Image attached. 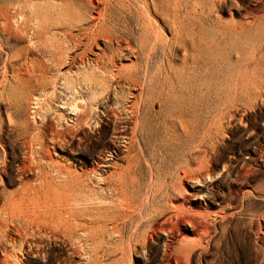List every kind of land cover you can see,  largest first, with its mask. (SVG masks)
Segmentation results:
<instances>
[{
	"label": "rangeland",
	"instance_id": "obj_1",
	"mask_svg": "<svg viewBox=\"0 0 264 264\" xmlns=\"http://www.w3.org/2000/svg\"><path fill=\"white\" fill-rule=\"evenodd\" d=\"M69 1L0 0V264H264V0Z\"/></svg>",
	"mask_w": 264,
	"mask_h": 264
},
{
	"label": "bare ground",
	"instance_id": "obj_2",
	"mask_svg": "<svg viewBox=\"0 0 264 264\" xmlns=\"http://www.w3.org/2000/svg\"><path fill=\"white\" fill-rule=\"evenodd\" d=\"M22 1V3H21V5H23V6H27V4H38V3H41V2H48V1H57L56 3H60V4H63V6H64V3H68V2H70L69 0H21ZM83 1H86L87 3H89L91 6L93 5V3H96V0H83ZM115 1V0H114ZM77 2V1H76ZM80 2H81V0H80ZM80 2H78L77 3V6H79V8L77 9V12H75L74 13V16H76L77 18H79V19H81V21H84L85 20V16H83V13H82V11H81V9H80V7H81V5L82 4H80ZM105 1H103V3H104ZM19 3V2H18ZM71 3V2H70ZM73 3V2H72ZM83 3V2H82ZM101 3H102V1H101ZM42 4V3H41ZM40 4V5H41ZM73 4H75V3H73ZM84 4V3H83ZM98 4H99V2H98ZM106 4V3H105ZM46 5V4H45ZM67 5V4H66ZM88 5V4H87ZM86 5V6H87ZM136 5V4H135ZM38 6V5H37ZM43 6H44V4H43ZM49 6V5H48ZM58 6V5H57ZM102 6V5H101ZM14 7V6H13ZM17 7V6H16ZM19 8H18V10H15V13L16 14H19V15H21L22 14V16H23V24L25 25L27 22H28V17L24 14V13H22V11H21V9H20V6H18ZM31 8H32V6H30ZM50 7V6H49ZM62 6H60V8H61ZM70 7V6H69ZM83 7V6H82ZM103 7V6H102ZM7 8H8V6H7ZM11 8V7H10ZM29 8V7H28ZM33 8H34V6H33ZM38 8V7H37ZM40 8V7H39ZM52 8H53V5H52ZM51 8V9H52ZM56 8V7H55ZM58 8H59V6H58ZM71 8V7H70ZM69 8V9H70ZM74 8V7H73ZM86 8V7H85ZM84 8V9H85ZM2 9V8H1ZM25 9H26V7H25ZM24 9V10H25ZM46 9V8H45ZM75 9V8H74ZM87 10H88V8H86ZM85 9V10H86ZM3 11H2V13H1V11H0V22H2V24L5 26V27H8L9 26V11L10 10H7V9H2ZM47 10V9H46ZM64 10V9H63ZM76 10V9H75ZM107 10V9H106ZM37 11V10H36ZM69 11H71V10H69ZM24 12V11H23ZM33 12V11H32ZM34 12H35V9H34ZM68 12V11H67ZM85 12V11H84ZM44 13V12H43ZM86 13V12H85ZM11 14V13H10ZM70 14H71V12H70ZM11 15H13V13L11 14ZM65 15V14H64ZM68 15V14H67ZM73 15V14H72ZM86 15V14H85ZM30 16V15H29ZM32 16V15H31ZM13 17V16H12ZM72 17V16H71ZM105 18V16H103V12H102V10L100 9V7H98V5L97 6H95L94 8H93V13L91 14V16H90V24H88L87 25V27L85 28V29H82V30H91V29H94L95 28V26H96V24L98 23V25L100 26V20H102V18ZM13 18H15V17H13ZM32 18H33V16H32ZM12 19V18H11ZM38 19V18H37ZM40 19V18H39ZM38 19V20H39ZM57 19V18H56ZM67 19V18H66ZM68 19H69V17H68ZM78 19V20H79ZM36 20V19H35ZM55 20V19H54ZM73 20H74V17H73ZM119 20V19H118ZM31 21V20H30ZM37 21V20H36ZM36 21H35V23H36ZM57 21V20H56ZM105 21V20H104ZM16 22V21H15ZM47 22V21H46ZM67 22H68V20H67ZM72 22V21H71ZM100 22V23H99ZM31 23V22H30ZM50 23V22H49ZM69 24H70V22H68ZM79 23V22H78ZM77 23V24H78ZM83 23V22H82ZM86 23V22H85ZM32 24V23H31ZM38 24H39V22H38ZM68 24V25H69ZM103 24V23H102ZM27 25V24H26ZM79 25V24H78ZM104 25V24H103ZM59 26V25H58ZM27 27V26H26ZM37 27V26H36ZM36 27H34V28H36ZM61 27V26H60ZM76 27V26H75ZM83 27V26H82ZM85 27V26H84ZM25 28V27H24ZM63 29H62V31L64 32V36H65V40L67 41L69 38H71V36H72V32L73 31H75V30H77V28H74V26L73 25H69V26H63L62 27ZM103 28H104V26H103ZM38 29H39V26H38ZM98 29V28H97ZM22 30V29H21ZM20 30V31H21ZM31 30V29H30ZM34 30V29H33ZM52 30V29H51ZM78 30H79V28H78ZM81 30V29H80ZM102 30V29H101ZM7 31V30H6ZM16 31H18V30H16ZM40 31V30H39ZM97 31V30H96ZM11 32V31H10ZM30 32V31H29ZM41 32V31H40ZM84 32V31H83ZM100 32V31H99ZM102 32H104V31H102ZM107 32V31H106ZM146 32V31H145ZM144 32V33H145ZM156 32V31H155ZM19 33V32H18ZM27 33V32H26ZM81 33V32H80ZM85 33V32H84ZM110 33V32H109ZM4 34V33H3ZM28 34V33H27ZM102 34V33H101ZM107 34V33H106ZM22 35V34H21ZM29 35V34H28ZM43 35V34H42ZM89 35V34H88ZM88 35H86L85 36V34H84V36H85V38L88 40L89 39V37H88ZM93 35V34H92ZM105 35V34H104ZM108 35V34H107ZM44 36V35H43ZM73 36H75V35H73ZM72 36V37H73ZM111 36H112V34H111ZM111 36H106V38H110ZM159 37V36H158ZM32 38H36V36L34 37H32ZM49 38V37H48ZM105 38V37H104ZM77 39V38H76ZM99 39V38H98ZM115 39V38H114ZM162 39V38H161ZM33 40H35V39H33ZM55 40V39H54ZM71 40V39H70ZM39 41V40H38ZM60 41V40H59ZM69 41V40H68ZM86 41V40H85ZM91 41V40H90ZM36 42V41H35ZM87 42V41H86ZM85 42V43H86ZM150 42V41H149ZM39 43V42H38ZM51 43V42H50ZM57 43V42H56ZM65 43V42H64ZM88 43V42H87ZM137 43V42H136ZM60 44H62V43H60ZM86 45V44H85ZM155 45V44H154ZM47 46V45H46ZM147 47V46H146ZM66 48V47H65ZM143 48V47H142ZM152 49V48H151ZM49 50V49H48ZM146 51V50H145ZM104 53V52H103ZM150 53V52H149ZM61 58H63V57H61ZM110 62V61H109ZM26 63V62H25ZM56 63V62H55ZM59 63V62H58ZM62 63V62H61ZM64 64V63H63ZM28 67V66H27ZM26 67V68H27ZM105 68V67H104ZM140 68V67H139ZM34 69H36V68H34ZM34 69H30V70H28V68H27V70L25 71V79H24V81L25 82H35L36 81V75H35V73H36V71L34 70ZM102 69V68H101ZM36 70H38V69H36ZM35 71V72H34ZM40 71V70H39ZM104 71V70H103ZM42 72V71H41ZM44 73V72H43ZM147 73V72H146ZM37 74H38V72H37ZM103 74V73H102ZM150 74V73H149ZM151 75V74H150ZM42 76H43V74H42ZM104 76V75H103ZM48 77V76H47ZM149 77V76H148ZM146 78H147V76H146ZM150 78V77H149ZM98 79V78H97ZM135 79V78H134ZM38 80V79H37ZM99 80V79H98ZM120 80V79H119ZM20 81V80H19ZM39 81V80H38ZM37 81V82H38ZM43 81V80H42ZM52 82V81H51ZM84 82V81H83ZM134 82V81H133ZM151 82V81H150ZM21 83V82H20ZM85 83V82H84ZM90 83V82H89ZM92 83V82H91ZM114 83V82H113ZM30 84V83H29ZM95 84H97L98 85V83H95ZM150 84V83H149ZM102 85V84H101ZM96 86V85H95ZM150 86V85H149ZM93 87V86H92ZM162 87V86H161ZM91 88V87H90ZM102 88V87H101ZM149 88V87H148ZM154 88V87H153ZM151 90V89H150ZM163 90V89H162ZM154 92V91H153ZM142 93V92H141ZM140 93V97H141V99H142V94ZM157 93V92H156ZM152 94V93H151ZM135 96H137V95H135ZM134 97V96H133ZM145 97H146V95H145ZM145 99V98H144ZM143 99V100H144ZM147 99V98H146ZM143 100L141 101V102H143ZM148 100V99H147ZM146 101V100H145ZM159 101V100H158ZM140 102V103H141ZM137 104H138V102H137ZM142 104V103H141ZM149 104V103H148ZM152 104V103H151ZM136 106V105H135ZM139 106H140V104H139ZM144 106H148V105H144ZM145 107V108H146ZM82 108V107H81ZM80 108V110H82ZM138 106H137V110H138ZM144 108V107H143ZM91 109V108H90ZM84 110H86V109H84ZM130 110V109H129ZM143 110V109H142ZM83 111V110H82ZM80 112V111H79ZM135 112V111H134ZM133 112V113H134ZM84 113V112H83ZM138 114H139V112H138ZM141 114V113H140ZM77 115H79V114H77ZM86 115H88V114H86ZM133 115V114H132ZM134 116V115H133ZM86 117L87 116H84V114L83 115H81L80 114V116H78L77 117V120L75 121L76 122V126L77 127H79V125H81V124H83L84 122H85V119H86ZM88 117H89V115H88ZM90 117H91V115H90ZM129 118V117H128ZM134 118V117H133ZM87 119H89V118H87ZM86 119V120H87ZM133 121H132V133H131V138H133L134 137V135L137 133V128H138V124L140 123V122H138V117L137 116H135V118L134 119H132ZM140 120V119H139ZM148 120V119H147ZM169 120V119H168ZM88 122V121H87ZM26 125V124H25ZM35 125V124H34ZM35 127V126H34ZM155 130V129H154ZM41 132V131H40ZM59 132V131H58ZM144 132V131H143ZM38 133V132H37ZM63 134H64V132H63ZM39 136V135H38ZM62 138V135L60 134V132L59 133H57V134H54L52 137H50V138H44L43 136L42 137H38L36 140L34 139V141H33V144H35L36 146H37V150L39 151V153L38 154H40V153H42V154H44L45 152H48L49 151V147H50V145L53 147V148H59L60 149V147H58L57 145H56V141L57 140H59V139H61ZM28 141V140H27ZM62 141V140H61ZM131 141V140H130ZM164 141V140H163ZM128 142V141H127ZM132 143V142H131ZM131 143H129L128 144V149H126V150H130V148H131ZM169 144V143H168ZM133 145H134V143H133ZM28 146V145H27ZM146 146V145H145ZM137 147V146H136ZM32 148V147H31ZM26 151H27V148H26ZM131 151V150H130ZM128 153H129V151H128ZM133 153V152H132ZM41 155V154H40ZM31 156V155H30ZM100 156V155H99ZM148 156V155H147ZM25 157V156H24ZM101 158V157H100ZM28 160V159H27ZM101 159H99V161H100ZM37 162V161H36ZM56 162V161H55ZM102 163V162H101ZM97 164V163H96ZM99 164V163H98ZM97 164V165H98ZM104 164V163H103ZM26 165V164H25ZM34 165V164H33ZM40 165V164H39ZM54 166V165H53ZM55 167V166H54ZM93 168H94V166H93ZM59 170H60V172H62L63 173V171L60 169V168H58ZM66 170V169H65ZM67 171V170H66ZM87 171V170H86ZM50 173V172H49ZM58 173V172H57ZM119 173V172H118ZM121 173V172H120ZM123 174V173H122ZM121 174V175H122ZM49 176V175H48ZM96 176V175H95ZM68 177V176H67ZM127 179V178H126ZM132 179V178H131ZM44 180V179H43ZM105 180V179H104ZM56 181V180H55ZM122 182V181H121ZM104 183V182H103ZM127 184V183H126ZM105 185V184H104ZM52 186V185H51ZM53 187V186H52ZM67 187V186H66ZM116 187V186H115ZM51 188V187H50ZM65 189H67V188H65ZM53 192V191H52ZM62 192V191H61ZM122 192V191H121ZM70 193V192H69ZM60 194V193H59ZM85 194V193H84ZM56 196V195H55ZM67 197V196H66ZM73 197V196H72ZM67 198H69V197H67ZM72 200V199H71ZM82 201V200H81ZM88 201V200H87ZM86 201V202H87ZM133 201V200H132ZM58 202V201H57ZM123 203V202H122ZM123 205V204H122ZM132 205V204H131ZM78 206V205H77ZM81 206V205H80ZM84 206V205H83ZM86 206V205H85ZM121 206V205H120ZM61 207V206H60ZM132 207V206H131ZM95 208V207H94ZM130 209V208H129ZM132 209V208H131ZM60 213V212H59ZM87 214V213H86ZM106 214V213H105ZM65 215V214H64ZM92 215H93V213H92ZM96 215V214H95ZM122 215V214H121ZM84 216V215H83ZM101 217V216H100ZM104 218V217H103ZM105 219V218H104ZM53 220V219H52ZM78 220V219H77ZM63 221V220H62ZM76 222V221H75ZM105 228V227H104ZM77 229V228H76ZM70 230V229H69ZM118 230V229H117ZM67 232V231H66ZM79 232V231H78ZM87 232V231H86ZM92 233V232H91ZM96 233V232H95ZM183 233L184 234H187L188 233V231L185 229V230H183ZM68 234V233H67ZM86 235V234H85ZM183 235V234H182ZM73 237V236H72ZM80 237V236H79Z\"/></svg>",
	"mask_w": 264,
	"mask_h": 264
}]
</instances>
